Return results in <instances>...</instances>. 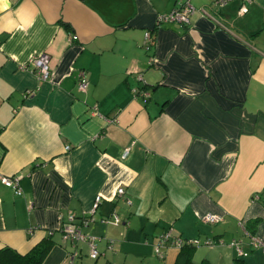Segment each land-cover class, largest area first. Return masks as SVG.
I'll list each match as a JSON object with an SVG mask.
<instances>
[{
    "label": "crops",
    "instance_id": "1",
    "mask_svg": "<svg viewBox=\"0 0 264 264\" xmlns=\"http://www.w3.org/2000/svg\"><path fill=\"white\" fill-rule=\"evenodd\" d=\"M178 1L0 0V248L25 253L45 236L51 251L58 236L67 245L59 216L80 223L99 194L82 225L100 238L96 264H173L179 247L154 252L168 230L201 242L194 262L232 264L234 239L244 264H264L246 228L257 219L264 239V0L243 14L238 0H190L188 25L157 24ZM41 52L49 80L27 63ZM13 175L21 195L1 181Z\"/></svg>",
    "mask_w": 264,
    "mask_h": 264
},
{
    "label": "built area",
    "instance_id": "2",
    "mask_svg": "<svg viewBox=\"0 0 264 264\" xmlns=\"http://www.w3.org/2000/svg\"><path fill=\"white\" fill-rule=\"evenodd\" d=\"M232 0H212L213 3H215L217 6L222 7L226 3ZM239 1V8L238 12L240 14H243L247 11V6L250 4L253 0H238ZM195 12V7L191 3L190 0H179L178 3L168 12L159 14L157 16V24L162 22H177L180 24L188 25L190 23V18ZM72 38H75V36H72ZM152 43V37L150 31L145 32L144 37V44L147 48ZM27 63H30L35 72L37 73L38 77L41 80H49L51 75V69L49 65V56L45 52H41L39 54H35L31 56ZM138 79L141 80V75L138 76ZM88 86V80L86 78V75L84 72H80L78 74V81H77V88L81 91H85ZM132 92L135 97L141 96L144 99H146L149 96V92L147 90H144L143 88L135 87L132 89ZM68 148V146L66 147ZM128 152V148H125L123 151V156H125ZM19 179L20 176L13 175V176H2L1 181L3 184H5L8 187H11L15 194L21 195L22 190L19 185ZM116 194L121 196L124 194V188L118 187L116 190ZM102 197L97 194L94 198V201L92 203L91 208L88 210V212L81 217L80 223H75V215L73 213H69L67 216L66 221H62V216H59L60 219V226L59 230L62 234V239L64 241L69 242L72 247L73 251L69 255V263H72L74 258H76L80 250L78 248L79 243H86L88 248V256L92 259H96L99 256V250L96 246V241L100 240V238H97L95 236H89L85 234L82 231V225H86L89 221H91L94 218V214L99 206V203L101 201ZM201 219L208 223H217L221 220V216L218 214H215L213 212H206ZM102 222H107L106 218L101 219ZM112 221L117 224L120 222V217L115 212L112 213ZM247 233V231H246ZM250 237V243L253 247H259L262 250V253H264V239H261L255 234L247 233ZM201 242L197 238H182V237H170L169 230L165 233H163L155 242L154 244V252L157 257L163 258L165 249L171 245L180 247L183 244H192L197 245ZM205 244H217V243H223L220 239H212V240H205L203 241ZM229 245L234 247L236 250L237 257H241L244 255V251L241 246L240 240H230ZM111 243L109 244V247H111Z\"/></svg>",
    "mask_w": 264,
    "mask_h": 264
},
{
    "label": "trees",
    "instance_id": "3",
    "mask_svg": "<svg viewBox=\"0 0 264 264\" xmlns=\"http://www.w3.org/2000/svg\"><path fill=\"white\" fill-rule=\"evenodd\" d=\"M256 222L257 219L251 220L246 226L251 234H253ZM53 245L54 241L51 236H45L25 253H19L11 247L4 246L0 248V264H41ZM193 250L194 245L192 244H183L180 246L173 264H212L207 260L194 262L192 259ZM67 264L76 263L72 262ZM232 264H244V259L242 257H236L233 259Z\"/></svg>",
    "mask_w": 264,
    "mask_h": 264
},
{
    "label": "rangeland",
    "instance_id": "4",
    "mask_svg": "<svg viewBox=\"0 0 264 264\" xmlns=\"http://www.w3.org/2000/svg\"><path fill=\"white\" fill-rule=\"evenodd\" d=\"M54 240H56V249H54V250H50L49 252H48V254L45 256V258H44V260L46 259V257H47V259L43 262V264H55V262H56V258H58L57 257V252H61V251H63V255H64V257L66 256V251H72V249L70 248V245H69V243L67 244V245H65L64 243H62V241L60 240V238H59V236L58 237H56V238H54ZM79 245H81V247H82V255L79 257H77L76 259H75V262L77 263V264H96V262H95V260L94 259H92V258H90L88 255H87V251H88V249H86V247H85V245H83V243H79ZM58 250V251H57ZM153 261H157V259H155V258H151ZM97 264H102V259H99V260H97Z\"/></svg>",
    "mask_w": 264,
    "mask_h": 264
}]
</instances>
